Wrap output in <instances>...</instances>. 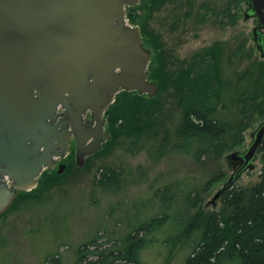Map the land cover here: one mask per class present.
Masks as SVG:
<instances>
[{"label": "rangeland", "instance_id": "1", "mask_svg": "<svg viewBox=\"0 0 264 264\" xmlns=\"http://www.w3.org/2000/svg\"><path fill=\"white\" fill-rule=\"evenodd\" d=\"M246 9V0H150L137 13V24L128 20L146 31L150 65L163 76L162 91L150 106L160 111L154 129L141 137L119 135L82 167L72 142L69 155L75 150L74 157L60 160L66 170L48 180L39 197L0 215V264H135L125 257L131 247L140 264H187L202 237L203 218L197 214H224L221 199L216 205L211 201L239 166L228 156L245 152L264 119L255 116L236 147H231L232 137L213 144L205 137L187 142L179 128L188 102L165 79L171 82L189 71L194 56L215 44L232 59L223 68L227 81L247 70L249 49L256 60H264L254 39L257 19L246 20ZM234 95V90L214 94L207 103L217 107L214 117L227 124L238 117L234 106L232 111L223 107ZM262 167L258 154L255 170L244 172L236 186L249 193L261 181ZM223 174L220 183L207 187Z\"/></svg>", "mask_w": 264, "mask_h": 264}, {"label": "water", "instance_id": "2", "mask_svg": "<svg viewBox=\"0 0 264 264\" xmlns=\"http://www.w3.org/2000/svg\"><path fill=\"white\" fill-rule=\"evenodd\" d=\"M141 0H0V215L21 192L37 188L45 171L58 166L76 141L77 164L111 140L105 113L116 96L137 92L153 98L150 51L127 8ZM246 20L264 32V0H246ZM264 58V49L255 38ZM211 203L254 171L264 145V121Z\"/></svg>", "mask_w": 264, "mask_h": 264}, {"label": "trees", "instance_id": "3", "mask_svg": "<svg viewBox=\"0 0 264 264\" xmlns=\"http://www.w3.org/2000/svg\"><path fill=\"white\" fill-rule=\"evenodd\" d=\"M149 4L150 0H142L136 7H128V20L132 24H137V13ZM237 20L238 16L234 15L232 22L235 23ZM140 31L144 40L146 31L142 27ZM144 47L146 48L145 44ZM158 48L157 45L156 51ZM224 51L221 44L206 48L194 56L189 71L172 77L171 82L170 78L165 79L168 83L176 84L183 98L188 102L187 105L183 103V117L179 128L180 135L187 139V142L191 138L205 137L213 144L225 137H232L231 147H236L242 145L244 141L242 133L254 123V117L264 119V60H256L253 51L249 49L247 58L250 64L247 70L238 80L227 81L223 75L227 60ZM242 51L244 46L239 48V53ZM160 58L158 54L156 61ZM231 61L232 59L227 60V62ZM203 64H207V69L202 67ZM149 72L150 80L155 81L159 86L157 95L149 98L137 92L119 93L114 104L105 113L111 140L106 142L103 149L97 153L112 146L121 134L141 137L154 129L153 121L159 117L160 111L152 112L150 106L155 104L162 91L163 76L158 69H153L152 64L149 66ZM232 90L235 91V95L231 98L232 102H228L229 105L226 106L224 104L223 107L232 111L234 106L238 117L234 122L227 124L220 118L214 117L217 107L214 104L209 107L210 104L207 103L211 101L212 95L216 96L221 92L227 93ZM74 151L68 157H74ZM258 154L261 155L263 164L261 181L254 185L249 193L246 188L235 184L220 198L224 206V214L213 212L203 216L201 211L197 214V219L203 218V224H198L202 228V237L187 264H223L224 260H229L233 264H264V145ZM56 177H58L57 171H45L38 187L30 192L19 193L9 209L19 202L39 197L42 193L41 187H46L48 180H55ZM223 179L224 174L208 182L207 187L211 188V185L220 183ZM195 206L199 205L195 204ZM125 257L135 264H140L132 247L126 252Z\"/></svg>", "mask_w": 264, "mask_h": 264}, {"label": "flooded vegetation", "instance_id": "4", "mask_svg": "<svg viewBox=\"0 0 264 264\" xmlns=\"http://www.w3.org/2000/svg\"><path fill=\"white\" fill-rule=\"evenodd\" d=\"M247 5V4H246ZM248 8V5H247ZM247 10V9H246ZM245 10V11H246ZM245 13V12H244ZM256 19V18H255ZM257 37L259 43L261 44L262 48L264 49V32L263 33H259L258 36H254V39ZM75 142V140L73 141V143Z\"/></svg>", "mask_w": 264, "mask_h": 264}, {"label": "bare ground", "instance_id": "5", "mask_svg": "<svg viewBox=\"0 0 264 264\" xmlns=\"http://www.w3.org/2000/svg\"><path fill=\"white\" fill-rule=\"evenodd\" d=\"M215 67V66H214ZM84 258V257H83Z\"/></svg>", "mask_w": 264, "mask_h": 264}]
</instances>
